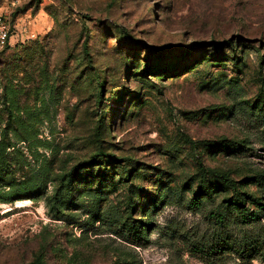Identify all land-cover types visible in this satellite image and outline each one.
<instances>
[{"label": "rangeland", "instance_id": "1", "mask_svg": "<svg viewBox=\"0 0 264 264\" xmlns=\"http://www.w3.org/2000/svg\"><path fill=\"white\" fill-rule=\"evenodd\" d=\"M262 208L264 0H0V264H264Z\"/></svg>", "mask_w": 264, "mask_h": 264}, {"label": "trees", "instance_id": "2", "mask_svg": "<svg viewBox=\"0 0 264 264\" xmlns=\"http://www.w3.org/2000/svg\"><path fill=\"white\" fill-rule=\"evenodd\" d=\"M250 201L252 203H254V204H257L258 207L262 206V204H259L257 202V200H254L251 197H250ZM193 204H195V206L193 208H196V206H197L196 203H193ZM235 205H236L237 209H240L242 207V205H243V201H236ZM262 210H264V208H262ZM237 215L239 217V222L242 223V224H247V223H252L254 221H257V217H255L254 214L245 215V214H242V213H238ZM218 217L220 219H223L219 215H218ZM217 249L218 250H221V251H223V250L224 251L225 250L226 251H231V252H233L235 254H238V256L240 258H242V259H245V258L249 257V255L251 254V252H253V250H256V249H252V250L249 251V249H247L245 247L243 249H240V250L234 249V247L228 248L227 246L217 247V248L216 247H214V248L212 247V250H213L212 254H218L217 251H215ZM258 250H259V252L257 253V255L264 261V245H262V249H258ZM221 251H219V252H221ZM31 264H40V263L39 262H33Z\"/></svg>", "mask_w": 264, "mask_h": 264}]
</instances>
